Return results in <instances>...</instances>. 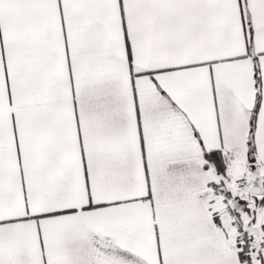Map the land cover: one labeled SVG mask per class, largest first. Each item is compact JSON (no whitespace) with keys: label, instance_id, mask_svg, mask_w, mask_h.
Instances as JSON below:
<instances>
[{"label":"snow or ice","instance_id":"snow-or-ice-1","mask_svg":"<svg viewBox=\"0 0 264 264\" xmlns=\"http://www.w3.org/2000/svg\"><path fill=\"white\" fill-rule=\"evenodd\" d=\"M0 264H264V0H0Z\"/></svg>","mask_w":264,"mask_h":264}]
</instances>
